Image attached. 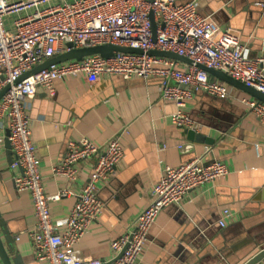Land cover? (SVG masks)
<instances>
[{
    "label": "crops",
    "instance_id": "crops-1",
    "mask_svg": "<svg viewBox=\"0 0 264 264\" xmlns=\"http://www.w3.org/2000/svg\"><path fill=\"white\" fill-rule=\"evenodd\" d=\"M258 3L264 0H199L201 13L239 34L250 57L264 55V6ZM227 87L231 97L195 92L185 108L197 122L195 130L215 138L214 145L188 140L185 129L173 123L176 105L163 100L156 78L105 76L88 82L82 76H68L55 82L53 95L38 89L27 110L45 190L48 195L65 187L72 191L51 203L55 219L71 213L94 163V159L81 161L75 180L54 175L52 168L68 143L88 138L105 144L121 136L124 146L125 158L116 175L100 184L106 208L76 244L83 258L112 260L117 254L113 241L130 231L151 203L163 169L204 156L207 162H225L229 174L191 190L180 205L164 208L137 264H223L224 251L232 253L234 264L244 260L248 245L264 235V122L238 101L247 94ZM220 114L235 119L224 132L214 127L225 122ZM7 130V119H0V264H5L1 252L11 264H47L36 260L33 252L28 231L37 219L30 194L16 188L15 177L21 170L11 167ZM225 209L231 215L223 219ZM220 221L226 222L224 227Z\"/></svg>",
    "mask_w": 264,
    "mask_h": 264
},
{
    "label": "built area",
    "instance_id": "built-area-1",
    "mask_svg": "<svg viewBox=\"0 0 264 264\" xmlns=\"http://www.w3.org/2000/svg\"><path fill=\"white\" fill-rule=\"evenodd\" d=\"M151 11L158 24L156 42ZM67 44L72 48L114 44L140 48L144 53L117 52L109 58L94 54L52 64L17 82L38 64L69 51ZM153 49L185 56L192 64L147 53ZM200 64L222 70L264 92V55L250 57L239 34L231 27L222 29L201 13L199 0H0V90L10 85L0 100V119L8 121L14 156L11 167L21 170L15 177L16 188L32 198L37 220L28 234L36 260L47 264H137L150 229L164 208L180 205L191 190L230 172L225 162H207L204 156L166 166L152 189L151 203L135 219L130 231L113 241L116 256L108 262L83 258L76 244L106 208L100 197V184L116 175L125 158L124 146L121 136L105 144L88 138L68 143L64 155L52 168L54 175L75 180L81 161L94 159V163L71 213L55 219L51 203L72 191L65 187L54 195L46 193L27 110L38 89L53 95L55 82L68 76H82L88 82L105 76L145 81L156 78L163 100L176 105L173 123L198 129L185 109L194 93L202 90L221 99L232 95L227 84L200 68ZM238 101L264 122V103L250 96ZM230 215V210L225 209L223 219ZM225 224L220 221L221 227ZM257 264H264V259Z\"/></svg>",
    "mask_w": 264,
    "mask_h": 264
},
{
    "label": "water",
    "instance_id": "water-1",
    "mask_svg": "<svg viewBox=\"0 0 264 264\" xmlns=\"http://www.w3.org/2000/svg\"><path fill=\"white\" fill-rule=\"evenodd\" d=\"M149 1L152 2L153 0H149ZM149 17H150L151 24H152L153 41L156 42L158 24L155 20L153 11L150 12ZM67 46L71 47V49L69 51L58 54V55L50 58L49 60L38 64L32 70L26 72L23 76H21L17 80V82L21 81L22 79L26 78L27 76H29L32 73H36L38 71H41V70L49 67L52 64H59V63L67 62L70 60H82L84 57L94 55V54H99L105 58H109V57H112L113 55H115V53H117V52L137 53V54H143L144 53V51L140 48L119 46V45H114V44H103V45H97V46H91V47H82V48H72L71 44H67ZM147 53L150 55H154V56L166 57V58L174 59L176 61H181V62H184L187 64H192V60H190L189 58H187L185 56H181V55L174 53V52H171V51H163V50L153 49V50L148 51ZM199 67L202 68L203 70L207 71L209 74L213 75L214 77H216L218 80L224 82L228 86H231V87L247 94L248 96L264 103V92H261L260 90L254 88L253 86H250V85L246 84L245 82L234 78L233 76L229 75L228 73H226L222 70L210 68V67H207V66L202 65V64H200ZM9 88H10V85H6L3 89L0 90V100L6 94V92L9 90ZM198 92H204V91L201 90ZM217 116H218V118L225 121L224 123L221 124V126H214L215 129H217L221 132H224L226 129L228 130L232 126V124L235 123V119L231 118V117H227V115L224 116V115L220 114ZM184 129H185V132L187 134L188 140H190L192 142L204 143L207 145H214L215 144V141H216L215 138H210V137L205 136L204 134L198 133L195 129H191V128H184ZM9 134H10V130L8 128V130L6 131V136H7L6 137V148L8 150V156L10 158H13L12 157L13 152L11 150V144H10V140L8 138ZM247 243H248V240H246L245 244H247ZM214 244H217V240H215ZM248 247H251L248 250L250 252L240 264H257L261 260L264 259V235L261 237H256V242H251L248 245ZM231 249L233 251L236 250L235 248H231ZM124 250H125V248H124ZM124 250H122L119 253L118 258L122 255ZM1 256H2V259H3L5 264H11V261L8 258L7 254H5L4 252H1ZM231 256H232L231 252H228V251L222 252L221 257L224 258L223 264H234V261H233ZM18 260L19 259L17 258V261Z\"/></svg>",
    "mask_w": 264,
    "mask_h": 264
}]
</instances>
